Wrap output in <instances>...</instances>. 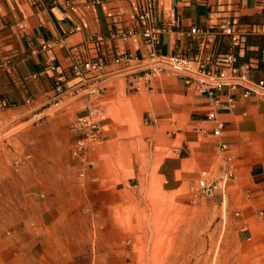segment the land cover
I'll return each mask as SVG.
<instances>
[{"label":"crops","instance_id":"1","mask_svg":"<svg viewBox=\"0 0 264 264\" xmlns=\"http://www.w3.org/2000/svg\"><path fill=\"white\" fill-rule=\"evenodd\" d=\"M63 1L0 0V106L42 111L32 113L33 118L57 107L72 121L84 115L87 106H98L104 116L97 129L99 144L118 140L111 136L114 124L106 113L123 103L136 116L140 141L150 147L164 145L165 151L153 155L166 152L156 169L165 184L219 181L232 165L236 192L252 203L264 202V107L258 98L244 99L241 89L232 93L227 88L214 91L213 97L198 94L176 73L145 83L136 69L151 53L180 55L219 68L233 53L239 74L246 73L255 84L264 82V0H75L72 10ZM145 12L146 22L138 18ZM226 28L240 35L237 48L224 35ZM146 29L161 33L147 42ZM87 63L97 70L73 74V67ZM93 85L96 98L78 91ZM74 91L78 94L71 96ZM213 119L221 124L220 137L212 135ZM68 133L71 142L79 137ZM52 138L54 133L44 135L45 140ZM60 173L61 167H53L50 179L57 180ZM230 188L227 183L219 194L231 198ZM101 196L108 202V192ZM29 201L23 198L11 211L6 207L0 212L18 224L9 237L0 236V264H31L33 255L47 253L45 247L63 249L69 243L54 236V219L38 211L39 203H32L30 215ZM55 253L52 248L47 254L53 260Z\"/></svg>","mask_w":264,"mask_h":264},{"label":"rangeland","instance_id":"2","mask_svg":"<svg viewBox=\"0 0 264 264\" xmlns=\"http://www.w3.org/2000/svg\"><path fill=\"white\" fill-rule=\"evenodd\" d=\"M40 112L0 106V212L27 198L31 215L37 202L39 212L52 215L54 236L69 241L63 249L45 247L56 250L53 260L35 254L31 264H264V202L236 192L235 172L226 181L231 198L222 190L204 196L200 179L165 184L156 169L166 152L153 155L164 145L140 141L136 116L123 103L106 113L118 140L94 145L85 166L73 159L75 166L72 120L57 107L33 118ZM46 133L54 138L45 140ZM53 167H61L57 180L50 179ZM14 218L2 213L0 226L8 228L1 237L17 231Z\"/></svg>","mask_w":264,"mask_h":264},{"label":"built area","instance_id":"3","mask_svg":"<svg viewBox=\"0 0 264 264\" xmlns=\"http://www.w3.org/2000/svg\"><path fill=\"white\" fill-rule=\"evenodd\" d=\"M63 6L72 10L75 0H64ZM141 21H147L149 14L147 12L139 17ZM195 33V30L191 31ZM159 29H146L143 33V38L147 42H151L155 35H159ZM224 35L230 38L232 48H237L240 43V35L233 28L223 30ZM123 38L125 36H122ZM97 41H99L97 39ZM236 58L233 53L227 54L221 64V68L217 66L209 67L207 62L202 60H191L184 56H160L155 53L149 54L145 59L139 61L136 65L138 72L143 73L141 79L145 83H149L152 79L160 75H168L176 73L185 79V85L193 89L198 94H207L213 97L214 91H219L222 88H227L230 92H235L238 89L242 90L244 99L251 95L258 98L259 103L264 107V82L258 84L252 83L246 73L239 74L238 68L235 67ZM82 69L85 71L97 70L95 65L84 64L82 68L76 66L72 68L73 74L77 77L82 75ZM79 92H86L87 95L96 98L98 96L97 87L92 86L89 89H78ZM78 91L71 96L78 94ZM28 103V101H27ZM213 103H217L214 100ZM58 104V103H57ZM5 106V104H3ZM102 110L95 105L86 107V113L75 118L69 127L70 133H77L79 137L73 140L70 144V154L72 159L81 166H85L87 155L92 150L94 145L99 142L97 129L99 123L103 120ZM216 127L212 132L214 137H220L221 124L213 119ZM221 150H226V146L222 145ZM234 168L228 165L223 178L219 181L207 183L205 179H201L197 186L204 196L211 197L217 191L224 188L226 181L234 176ZM80 178L84 177V173H80Z\"/></svg>","mask_w":264,"mask_h":264}]
</instances>
